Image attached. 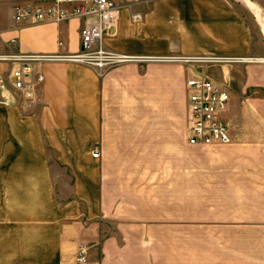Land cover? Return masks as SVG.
<instances>
[{
	"label": "crops",
	"instance_id": "1",
	"mask_svg": "<svg viewBox=\"0 0 264 264\" xmlns=\"http://www.w3.org/2000/svg\"><path fill=\"white\" fill-rule=\"evenodd\" d=\"M251 2L260 21L242 0L120 12L104 48L162 60L38 64L20 91L0 61V264H74L81 244L88 264H264V0ZM16 3L0 0V56L78 51L81 21L15 24ZM208 57L238 59L206 68L229 89L231 143L192 147L193 73L176 60Z\"/></svg>",
	"mask_w": 264,
	"mask_h": 264
},
{
	"label": "built area",
	"instance_id": "2",
	"mask_svg": "<svg viewBox=\"0 0 264 264\" xmlns=\"http://www.w3.org/2000/svg\"><path fill=\"white\" fill-rule=\"evenodd\" d=\"M147 0H18L12 7L15 24H60L71 19L81 21L79 49L73 54H30L0 56V61L14 64L10 72L13 89L30 87L28 79L35 65L44 63H75L99 71L126 63H146L162 58L129 56L108 51L103 40L115 29L119 13L126 11L132 23H138L142 14L138 10ZM175 60V59H174ZM176 61L192 70L185 83L188 104L187 144L192 147H209L231 143L228 126L221 114L229 102V89L217 86L205 69L207 64L236 62V58H178ZM38 82L43 77L38 74ZM99 148L92 152L98 158ZM89 246L79 245L74 264H88Z\"/></svg>",
	"mask_w": 264,
	"mask_h": 264
},
{
	"label": "bare ground",
	"instance_id": "3",
	"mask_svg": "<svg viewBox=\"0 0 264 264\" xmlns=\"http://www.w3.org/2000/svg\"><path fill=\"white\" fill-rule=\"evenodd\" d=\"M242 2L245 4L246 8H248L250 10V12L253 14V16L260 21V15L258 12V9L256 8V6L250 1V0H242ZM264 24V23H263ZM260 25V23H259ZM264 26H262L261 28H263ZM264 29V28H263ZM262 29V30H263ZM262 32V31H261Z\"/></svg>",
	"mask_w": 264,
	"mask_h": 264
},
{
	"label": "rangeland",
	"instance_id": "4",
	"mask_svg": "<svg viewBox=\"0 0 264 264\" xmlns=\"http://www.w3.org/2000/svg\"><path fill=\"white\" fill-rule=\"evenodd\" d=\"M252 1V0H251ZM238 2H240V1H237V4L239 5V6H241V8H244V5L242 6V5H240V3H238ZM233 63H235V62H221V63H215V64H207L206 65V67H208V66H230V65H232ZM207 69H205V71H206ZM207 72V71H206ZM247 95H250L249 93L247 94ZM254 96V95H253ZM145 244L146 245H151V243L150 242H145ZM156 258H150V263L149 264H156Z\"/></svg>",
	"mask_w": 264,
	"mask_h": 264
}]
</instances>
